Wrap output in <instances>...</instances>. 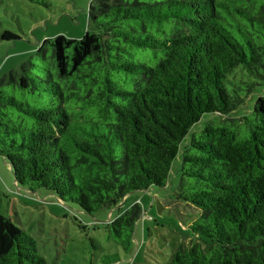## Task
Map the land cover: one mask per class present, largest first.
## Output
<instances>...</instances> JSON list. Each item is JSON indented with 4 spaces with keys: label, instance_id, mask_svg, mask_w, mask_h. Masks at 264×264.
Instances as JSON below:
<instances>
[{
    "label": "trees",
    "instance_id": "obj_1",
    "mask_svg": "<svg viewBox=\"0 0 264 264\" xmlns=\"http://www.w3.org/2000/svg\"><path fill=\"white\" fill-rule=\"evenodd\" d=\"M88 22L100 32L44 40L0 78L14 183L93 216L165 188L179 155L173 199L196 213L163 264H264V95L241 109L264 86V0H92ZM141 218L119 212L106 240L130 253ZM0 264H47L1 215Z\"/></svg>",
    "mask_w": 264,
    "mask_h": 264
},
{
    "label": "rangeland",
    "instance_id": "obj_2",
    "mask_svg": "<svg viewBox=\"0 0 264 264\" xmlns=\"http://www.w3.org/2000/svg\"><path fill=\"white\" fill-rule=\"evenodd\" d=\"M91 1L0 0V34L10 31L19 38L0 40V78L10 71H18L29 57L38 63L36 49L44 40L57 36L78 40L86 32L99 33L88 22ZM260 95H264V86H257L241 109L251 110ZM179 165L178 155L165 188L129 193L116 208L101 209L89 216L75 205L57 201L47 190L30 192L17 186L9 166L0 157V215L8 217L35 241L39 255L47 264H100L99 257L104 250L117 255L116 264H163L175 245L190 235L188 225L196 213L194 209L176 206L173 199ZM134 204L141 207L142 218L136 225L133 250L124 254L106 240L102 226ZM73 218L84 228H79ZM90 239L100 250L93 249Z\"/></svg>",
    "mask_w": 264,
    "mask_h": 264
}]
</instances>
